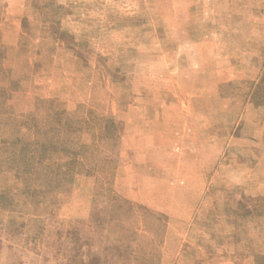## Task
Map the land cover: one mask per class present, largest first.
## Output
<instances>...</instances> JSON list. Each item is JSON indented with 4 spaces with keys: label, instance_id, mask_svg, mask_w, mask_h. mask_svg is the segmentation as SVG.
<instances>
[{
    "label": "rangeland",
    "instance_id": "obj_1",
    "mask_svg": "<svg viewBox=\"0 0 264 264\" xmlns=\"http://www.w3.org/2000/svg\"><path fill=\"white\" fill-rule=\"evenodd\" d=\"M0 264H264V0H0Z\"/></svg>",
    "mask_w": 264,
    "mask_h": 264
}]
</instances>
